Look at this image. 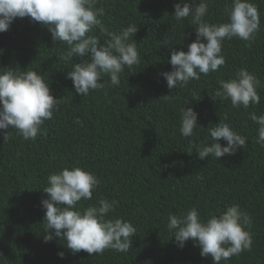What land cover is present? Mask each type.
I'll use <instances>...</instances> for the list:
<instances>
[{
	"label": "trees",
	"instance_id": "16d2710c",
	"mask_svg": "<svg viewBox=\"0 0 264 264\" xmlns=\"http://www.w3.org/2000/svg\"><path fill=\"white\" fill-rule=\"evenodd\" d=\"M0 264H264V0H0Z\"/></svg>",
	"mask_w": 264,
	"mask_h": 264
}]
</instances>
